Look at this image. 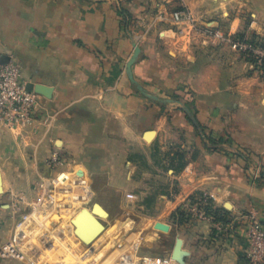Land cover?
I'll return each mask as SVG.
<instances>
[{
    "label": "crops",
    "instance_id": "0c3cea01",
    "mask_svg": "<svg viewBox=\"0 0 264 264\" xmlns=\"http://www.w3.org/2000/svg\"><path fill=\"white\" fill-rule=\"evenodd\" d=\"M206 28L264 36V0H0L1 56L51 89L33 125L0 128V245L29 212L33 264L124 252L250 264V214L264 226V76ZM47 189L43 215L32 208ZM195 198L219 214L198 220L183 206Z\"/></svg>",
    "mask_w": 264,
    "mask_h": 264
},
{
    "label": "built area",
    "instance_id": "2783aa9c",
    "mask_svg": "<svg viewBox=\"0 0 264 264\" xmlns=\"http://www.w3.org/2000/svg\"><path fill=\"white\" fill-rule=\"evenodd\" d=\"M173 18L176 22L189 20L184 11H177ZM204 33L231 41L220 31L206 28ZM235 48L244 52L254 51L255 49L244 42H237ZM41 109L40 97L35 92L27 89V83L23 81L20 68L13 62H2L0 54V128L6 130H15L21 127L31 126L37 120ZM65 163V157L59 149L52 152L50 165L59 170ZM66 173L59 170L54 183L62 182ZM48 195L45 202L33 206L32 210L47 215L51 212L55 202V196L52 189H47ZM208 200L204 198L188 199L183 205L185 210L200 221H209L211 219L206 210ZM31 220L29 212L22 213L15 221V233L5 243L0 245V259L18 260L25 257L27 244L30 242V234L27 230ZM246 228L247 248L246 258L250 264H264V226L258 220L255 213H251ZM116 264H170L169 260L140 253H121Z\"/></svg>",
    "mask_w": 264,
    "mask_h": 264
},
{
    "label": "rangeland",
    "instance_id": "374dc122",
    "mask_svg": "<svg viewBox=\"0 0 264 264\" xmlns=\"http://www.w3.org/2000/svg\"><path fill=\"white\" fill-rule=\"evenodd\" d=\"M226 36L227 38L231 39V41L229 42L231 48L241 57H243L245 60L250 62L253 65L254 69L258 71L261 76H264V36L249 35V34H243V35L227 34ZM237 42H242V43L244 42L245 44L251 45L255 49V52L254 51L244 52L242 50L235 48ZM25 252H26L25 254H27L25 256H30V258L29 259L24 258V259H26L27 262L33 264V241H30L27 244ZM113 264L115 263L113 262Z\"/></svg>",
    "mask_w": 264,
    "mask_h": 264
},
{
    "label": "water",
    "instance_id": "95a60500",
    "mask_svg": "<svg viewBox=\"0 0 264 264\" xmlns=\"http://www.w3.org/2000/svg\"><path fill=\"white\" fill-rule=\"evenodd\" d=\"M8 60L5 58V57H2V62L3 63H6ZM27 89L30 91V92H35L37 93L38 95H43V96H50V93H51V89L50 88H47L45 86H41V85H37L35 86L34 84H27ZM153 134V132H149L147 134L148 138L151 137ZM1 192V190H0ZM157 228L159 229H164L166 230L167 228L165 226H163L162 224H157L156 226ZM179 245H180V242L177 243V246L175 247V255L178 254V251H179Z\"/></svg>",
    "mask_w": 264,
    "mask_h": 264
},
{
    "label": "trees",
    "instance_id": "16d2710c",
    "mask_svg": "<svg viewBox=\"0 0 264 264\" xmlns=\"http://www.w3.org/2000/svg\"><path fill=\"white\" fill-rule=\"evenodd\" d=\"M206 210L209 212V214L211 213V214H219V212L216 210V209H214L213 208V204H212V202L210 201V200H208V203H207V206H206ZM215 211H216V213H215Z\"/></svg>",
    "mask_w": 264,
    "mask_h": 264
}]
</instances>
